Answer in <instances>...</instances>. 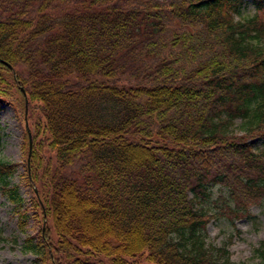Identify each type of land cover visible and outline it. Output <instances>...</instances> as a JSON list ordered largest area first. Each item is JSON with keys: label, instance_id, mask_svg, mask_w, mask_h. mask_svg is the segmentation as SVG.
Wrapping results in <instances>:
<instances>
[{"label": "trees", "instance_id": "trees-1", "mask_svg": "<svg viewBox=\"0 0 264 264\" xmlns=\"http://www.w3.org/2000/svg\"><path fill=\"white\" fill-rule=\"evenodd\" d=\"M243 1L0 0V104L23 114L26 98L28 119L37 108L51 152L30 157L41 241L27 235L24 251L246 264L205 232L213 185L233 203L224 213L264 199V0L237 18ZM15 167L0 158L18 203ZM257 254L264 264V244Z\"/></svg>", "mask_w": 264, "mask_h": 264}, {"label": "rangeland", "instance_id": "rangeland-1", "mask_svg": "<svg viewBox=\"0 0 264 264\" xmlns=\"http://www.w3.org/2000/svg\"><path fill=\"white\" fill-rule=\"evenodd\" d=\"M257 11L259 10L252 0H244L241 12L236 17H247ZM33 103L37 104V101L33 100ZM25 105L27 106L26 103ZM26 112L24 110L22 114L21 108L17 109L9 102L0 104L3 133L0 158L16 163L10 181L16 185L21 198L18 203L14 202L0 188V264H54L46 254L37 257L31 251H24L22 247L26 236L30 234H33L37 242L41 241L40 235L35 233L39 223L37 220L41 223L42 219L41 208L36 204L35 193L28 180L29 167L33 165L30 157H34L39 148L44 156L51 153L46 145H41L44 118L39 117L37 108L33 110L32 117L37 116L40 123H36L33 118L28 119ZM239 122L240 119L237 118V129ZM261 143L260 138L253 139L255 146ZM43 163L44 161L42 166ZM229 199L224 188L212 186L208 205L216 213L206 224V239L215 246L225 243L232 261L255 264L259 260L257 248L264 244V199L257 200L245 211L241 209L224 213L226 206L230 204L229 207H233ZM20 212L27 216L23 227ZM52 237L56 239L57 236L53 234Z\"/></svg>", "mask_w": 264, "mask_h": 264}, {"label": "bare ground", "instance_id": "bare-ground-1", "mask_svg": "<svg viewBox=\"0 0 264 264\" xmlns=\"http://www.w3.org/2000/svg\"><path fill=\"white\" fill-rule=\"evenodd\" d=\"M27 106H25V112H26Z\"/></svg>", "mask_w": 264, "mask_h": 264}, {"label": "water", "instance_id": "water-1", "mask_svg": "<svg viewBox=\"0 0 264 264\" xmlns=\"http://www.w3.org/2000/svg\"><path fill=\"white\" fill-rule=\"evenodd\" d=\"M27 102V99L25 98V103Z\"/></svg>", "mask_w": 264, "mask_h": 264}]
</instances>
